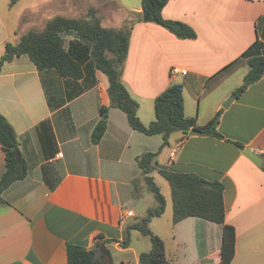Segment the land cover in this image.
Instances as JSON below:
<instances>
[{
    "label": "crops",
    "instance_id": "crops-1",
    "mask_svg": "<svg viewBox=\"0 0 264 264\" xmlns=\"http://www.w3.org/2000/svg\"><path fill=\"white\" fill-rule=\"evenodd\" d=\"M77 3L18 0L10 5V0H0V58L5 43L16 45L29 31L44 29L51 19L33 30L28 27L46 10L73 8L70 19H80L92 9L101 27L130 28L121 82L137 102L143 125L155 119V98L178 84L185 117L200 128L221 111L217 130L224 139L175 132L161 148V136L134 131L122 111L109 108L105 132L93 144L100 109L109 106L108 80L74 34L64 37V46L81 65L79 79L61 77L52 69L38 71L25 55L4 63L0 115L16 135L27 174L1 195L0 264H67V246L94 251L100 242L109 255L102 262L97 254L99 264H139V255L151 249L150 240L131 230L123 247V231L150 209L142 206L145 213L138 215L140 201L149 194L136 158L156 152L157 168L194 173L223 185L224 221L235 231L230 264H264V75L222 108L248 71L240 56L256 40L264 43V0H169L162 18L189 26L196 34L193 40L177 39L140 19L117 20L91 3L77 10ZM173 67L186 74L172 76ZM43 121L51 129L44 145L35 130ZM226 140L260 156L263 167ZM5 169L0 146V179ZM149 176L165 200L163 214L149 228L163 241L166 259L171 264H218L221 227L196 217L173 224L170 187L157 171ZM129 210L134 215L126 218Z\"/></svg>",
    "mask_w": 264,
    "mask_h": 264
},
{
    "label": "trees",
    "instance_id": "trees-1",
    "mask_svg": "<svg viewBox=\"0 0 264 264\" xmlns=\"http://www.w3.org/2000/svg\"><path fill=\"white\" fill-rule=\"evenodd\" d=\"M16 1L18 0H10V5ZM168 1L141 0V8L147 16V22L164 28L177 39H195V32L186 24L162 18L161 10ZM95 15L94 10L90 9L85 18L54 17L46 23L42 31H29L21 36L16 45L5 43L4 53L0 58V71L4 63L25 55L38 71L52 69L61 77L79 79L82 76L81 65L73 60L64 46V37L74 34L90 50L95 68L101 71L108 80L109 106L100 109L102 119L97 122L92 132L91 142L93 144H97L105 132V116L109 108L122 111L134 131L146 136H161L163 140L161 148L168 145V140L173 133L181 132L187 135L188 131L196 128L194 119L185 117L183 113L182 88L178 84L169 86L155 98L154 121L147 126L140 122L137 117L138 104L131 98L121 82L130 28L105 29L100 26ZM240 58L246 60L248 71L241 86L234 90L232 94L234 99H237L249 86L263 77L264 43L256 40ZM220 115L221 111L217 112L206 125L197 129L205 131L210 137L223 140V136L217 130ZM35 130L40 142L44 145L45 137H51L49 123L43 121L35 127ZM226 141L240 150L244 149L242 144ZM0 146L5 155L6 164L5 172L0 179V203H2V193L12 183L24 179L27 168L21 158L19 163H15L17 138L10 124L1 115ZM158 153H144L136 158L140 176L147 190L153 195L156 205L148 209L143 218L125 227L122 246L128 244L130 231L137 230L151 243V249L139 255V264H171L165 257L163 241L149 228L151 220L161 216L165 209L164 197L149 176L155 170L165 179L171 190L172 223L176 224L185 218L196 217L219 225L221 227V261L218 264H230L235 252V231L224 221L223 185L218 181H208L194 173H178L157 168L155 160ZM262 170L264 171V167ZM66 255L67 264H90L94 251L79 246H67Z\"/></svg>",
    "mask_w": 264,
    "mask_h": 264
},
{
    "label": "rangeland",
    "instance_id": "rangeland-1",
    "mask_svg": "<svg viewBox=\"0 0 264 264\" xmlns=\"http://www.w3.org/2000/svg\"><path fill=\"white\" fill-rule=\"evenodd\" d=\"M51 0H40V2H50ZM62 2L63 4H67L70 5L75 2L78 4V9L77 10H85L87 6H90L91 4H94L95 7H98V11L99 13H103V12H111L113 14H115L117 20H127V21H137V20H142V13H138L137 9L141 8V0H91V2H89L90 0H57ZM91 3V4H90ZM88 12V10H87ZM86 12V15H87ZM75 15V11H73V8H69L67 11L65 10H59V9H53V10H46L44 13L43 17L38 18V21L36 23H29V30H33L35 28H32L33 25H35L36 27L38 24L41 25L42 20H49V19H53L54 17H65V18H72ZM146 23H150V22H146ZM153 24V23H151ZM41 27V26H40ZM128 28V26H127ZM4 53V50H3ZM3 55V54H2ZM243 62L246 63L247 62L245 59H242ZM248 67V66H247ZM227 101V100H226ZM164 182V181H163ZM162 191L165 192L164 188H162ZM144 192V191H143ZM148 197H146L144 195L142 201H140V206L138 208V215L141 216L143 215L142 212V206L143 207H154L155 202L153 199L152 194L148 191ZM162 194V193H161ZM171 211V201H169V214Z\"/></svg>",
    "mask_w": 264,
    "mask_h": 264
},
{
    "label": "water",
    "instance_id": "water-1",
    "mask_svg": "<svg viewBox=\"0 0 264 264\" xmlns=\"http://www.w3.org/2000/svg\"><path fill=\"white\" fill-rule=\"evenodd\" d=\"M143 17H142V21L143 22H147V16L146 14L143 12L142 13ZM234 97L231 96L223 105L222 108L226 109L230 103L233 101ZM188 136H206L207 133L205 131H202L200 129L194 128L191 129L190 131H188L187 133ZM243 156L246 157L249 161H251L255 166H257L258 168H262L263 167V159L254 154L253 152H251L250 150L244 149L242 152ZM20 161V153L18 148L15 149V163H19ZM99 254L98 259L100 261H104V259L109 255L108 251L105 247V243L104 242H100V243H96L94 246V256L92 259V262L90 264H99V262L96 259V255Z\"/></svg>",
    "mask_w": 264,
    "mask_h": 264
},
{
    "label": "built area",
    "instance_id": "built-area-1",
    "mask_svg": "<svg viewBox=\"0 0 264 264\" xmlns=\"http://www.w3.org/2000/svg\"><path fill=\"white\" fill-rule=\"evenodd\" d=\"M170 74H171L172 76H173V75H177V74L185 75L186 72L183 71V70H179V69L173 67V68H171V70H170ZM59 156H61V155H59ZM133 215H134L133 212L130 211V210L127 211V212L125 213V217H126V218H129V217H131V216H133Z\"/></svg>",
    "mask_w": 264,
    "mask_h": 264
}]
</instances>
